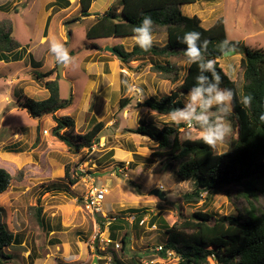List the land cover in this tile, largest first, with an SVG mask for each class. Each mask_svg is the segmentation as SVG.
I'll list each match as a JSON object with an SVG mask.
<instances>
[{
  "label": "rangeland",
  "instance_id": "obj_1",
  "mask_svg": "<svg viewBox=\"0 0 264 264\" xmlns=\"http://www.w3.org/2000/svg\"><path fill=\"white\" fill-rule=\"evenodd\" d=\"M42 1H30L23 7L24 3L16 4L17 0H0V22L11 21L14 38L26 50L28 46L29 52L42 61V66L38 64L37 67L32 62V54L19 62H12L15 55L9 56L7 63L0 61V167L7 169L13 177L9 190L0 195V208L9 229L19 233L24 242V245L5 249L12 259L0 264H181V258L174 251L161 254L159 246H164L167 240V229L199 211H209L214 218L237 215L238 208L246 206L245 202L231 201L223 192H204L197 203H186L183 197L194 191L195 182L181 181L162 170L154 156L158 143L134 132L140 125L150 122L160 127L175 126L168 120V115L161 116L143 105L151 97L146 91V83L150 85V80L158 83L163 79L152 69L138 67L139 61L126 65L106 50L107 46L131 50L134 40H87L86 33L93 20L71 22L66 26L67 33L72 32V36L67 37L70 43L67 47L70 56V52L75 53L72 58L77 70L70 71L64 65L58 67L49 51L51 43L55 40L64 44L65 22L77 17L81 8L77 0L65 19L62 20L64 14L55 13L48 43L41 45L47 23L46 19L43 27L46 10ZM108 2L95 3L94 12L104 13L110 7V4L106 5ZM118 2L113 0L111 6ZM182 12L190 17L199 16L205 28L224 19L228 41L239 42L240 48L218 61L241 89L243 50L264 51V0H198ZM165 35V30L159 29L154 41L164 45ZM173 61L182 69L181 81L173 84L176 88L183 82L188 67L182 57ZM86 62L92 68H87ZM54 68L61 76L62 99L73 98L72 105L59 111L57 116L75 118L78 134L87 133L95 124L105 125L99 143L92 149L70 153L53 135L56 123L52 115L35 120L19 106L21 95L35 100L48 96L49 92L36 80L34 73ZM124 81L131 86L139 85L148 97L137 103ZM185 94L182 93L183 102ZM122 100L127 102L122 104ZM230 120L233 133L215 150L218 154L230 150L236 135L232 116ZM182 126V141L188 140L189 136L190 140H200L197 128ZM38 127H41L39 131ZM68 167L72 176L80 177L76 185H71L65 176ZM92 186L104 187L109 192L103 204L105 214L110 216L108 220L129 218V224L117 231L116 240L108 241V224L103 220L104 216H98L86 207L85 198ZM154 189L163 191L166 199L163 201L151 195ZM260 205L264 207L263 197ZM131 209L141 211L137 214ZM125 233L129 243L123 249ZM201 264L220 263L209 257Z\"/></svg>",
  "mask_w": 264,
  "mask_h": 264
},
{
  "label": "trees",
  "instance_id": "obj_2",
  "mask_svg": "<svg viewBox=\"0 0 264 264\" xmlns=\"http://www.w3.org/2000/svg\"><path fill=\"white\" fill-rule=\"evenodd\" d=\"M197 1L119 0L118 4L110 6L88 29L86 38L98 40L133 37V29L139 25L144 15H150L154 21L153 35L158 34L159 29L165 30V45L153 44L149 51H143L137 45L132 51L125 50L123 46L114 48L121 53L122 62L150 60L153 64L152 72L172 84L182 79V69L173 60L182 57L185 61L184 50L187 46L180 42L184 34L196 31L201 33L202 40L209 42L204 52L206 59L216 61L217 71L223 77L221 87L231 88L236 94L232 115L236 135L231 141L230 150L218 154L201 140L182 141V125L159 127L150 122L140 125L134 132L158 143L154 156L162 170L174 174L181 181L195 182L194 191L183 197L186 203H197L204 192H223L231 201H244L246 206H238L237 215L218 218H214V214L209 211L196 212L190 219L177 222L167 229V240L164 246L159 247L162 248V255L169 250L174 251L181 258V264H201L207 262L209 257H214L220 264H264V207L260 205V198H264V121L260 119L264 114V51L248 48L243 50L240 62L243 70L242 86L238 89L237 82L230 79L218 61L223 57L218 51V45L221 41L228 40L224 19L220 18L210 28H205L199 16L190 17L182 12L183 6ZM93 2L94 0H80L83 17L93 15ZM79 20L80 17H75L72 22ZM230 43L235 46L234 50L239 51V42ZM21 48V43L14 38L13 23L9 20L1 21L0 59L8 61L12 55H15L13 59L22 57L18 52ZM187 67L183 82L169 95L162 98L151 96L143 105L160 115H167L173 108L183 107L182 93L190 90L199 74L196 64ZM34 75L38 82L44 84L49 97L37 101L21 95L19 106L35 120L52 115L56 123L53 135L72 154L92 149L99 143L105 126L103 123L95 124L85 134H78L75 118L57 116L59 111L69 108L73 102L72 97L62 99L60 95L61 76L57 68L47 72L37 71ZM53 76L56 77L53 79ZM248 94L254 98L251 106L240 102ZM126 102L122 100V104ZM40 128H37L38 131ZM65 176L71 185H76L80 179L79 176H72L69 167ZM12 180L8 170L0 167V195L9 190ZM41 212L42 209L38 211L39 214ZM3 215L4 211L0 208V262L12 259V256L5 253V249L17 244L19 236L9 229ZM128 224L126 218H115L109 225L111 241L116 240L117 231ZM128 243L125 233L122 238L123 249Z\"/></svg>",
  "mask_w": 264,
  "mask_h": 264
},
{
  "label": "clouds",
  "instance_id": "obj_3",
  "mask_svg": "<svg viewBox=\"0 0 264 264\" xmlns=\"http://www.w3.org/2000/svg\"><path fill=\"white\" fill-rule=\"evenodd\" d=\"M153 24L152 17L144 15L139 25L133 29L134 42L143 51H149L153 47ZM180 42L187 46L184 50L186 64L189 66L196 64L199 74L195 77V84L185 94L183 107L173 108L169 111L168 120L177 126L185 125L188 129L197 128L200 133L198 139L216 150L223 146L226 139L233 133L230 117L234 113L236 94L231 88L221 87L223 77L217 71L216 61L206 59L204 52L209 42L201 39V33L187 32L180 39ZM234 47L230 41L225 39L218 45V51L222 56H228L233 54ZM49 51L56 64L67 66L73 72L77 70L75 60L69 55V50L63 43L53 40ZM123 83L128 87V91L134 95L137 103L143 102L148 97L139 85H128V81ZM253 99V96L248 94L244 95L240 102L245 106H251ZM260 119L264 121V114L260 116ZM188 139L191 137L189 136ZM97 215L104 216L102 218L108 227L115 220L110 222L108 220L110 216L105 214L104 209L103 214Z\"/></svg>",
  "mask_w": 264,
  "mask_h": 264
},
{
  "label": "crops",
  "instance_id": "obj_4",
  "mask_svg": "<svg viewBox=\"0 0 264 264\" xmlns=\"http://www.w3.org/2000/svg\"><path fill=\"white\" fill-rule=\"evenodd\" d=\"M30 1H33V3L36 1V0H28V1H26V0H17V3L16 4H23L24 3V5H23V7H26V6H28V4L30 3ZM79 1V5H80V0H78ZM100 1L101 0H94V2H93V5L96 3V5H99V3H100ZM110 2H108L106 5L108 6L109 4H110V6H111V3H112V1L111 0H109ZM77 2V0H43L42 1V6L45 8V12H46V15H45V17L43 18L44 19V23H43V27H44V25H45V21H46V19H47V23H46V27H45V31H44V36L41 38L42 40H41V45H45V43L47 42L48 43V40H49V32H50V24H51V22H52V18L55 16V13H59V14H64L63 16H62V20L63 19H65V17H66V15H68L69 14V11L71 10V8L72 7H75V3ZM93 5H92V7H93ZM96 5L94 6V9L93 8H91V14H93L92 16H89V17H83L82 16V12L81 11H79V15H77V17H80V20L79 21H77V22H75V23H78V22H83L84 20H89V21H94L92 24H91V26L92 25H94L96 22H97V19L102 15V14H104V13H95L94 12V10H95V7H96ZM186 6H188V5H186ZM186 6H183L182 7V10H183V8H185ZM190 6V5H189ZM22 7V8H23ZM76 8H78V6H77V4H76ZM80 8H81V6H80ZM75 11H77V9L75 10ZM94 12V13H93ZM21 13V12H20ZM76 17V16H75ZM74 17V18H75ZM96 21V22H95ZM72 22V18H71V20H69V22H65V28H64V31H63V38L65 39L64 40V45L67 47H69V45H70V43H69V40H67L68 38L67 37H70V36H72V32L71 31H69V33H67V28H66V26L69 24V23H71ZM90 26V27H91ZM89 27V28H90ZM66 33H67V35H66ZM155 35H157V34H155ZM155 35H153V37L155 36ZM166 37H167V34L165 35V37H164V40L163 41H165V39H166ZM125 39L126 38H128V39H132V40H134L133 39V37H124ZM111 39V38H110ZM109 39V40H110ZM88 40V39H87ZM66 43H67V45H66ZM159 43V44H158ZM153 44H157V45H160V44H162V45H160V46H163V42H156V41H154V43ZM22 45V44H21ZM47 45V44H46ZM136 44L134 43V45L132 46V48H131V50H127V51H132L133 50V48H134V46H135ZM165 45V44H164ZM67 47V48H68ZM19 53H21L20 55L22 56V57H19V56H17V59H13V61L12 62H19V61H23V60H25L26 59V57L27 56H31V54L33 55V53L32 52H29V49H28V46H27V50H26V48L22 45V48L20 49V51H18ZM47 53V52H46ZM99 53V52H98ZM70 54H71V57L72 56H74V51H72V52H70ZM34 56V55H33ZM89 56V55H88ZM19 58V59H18ZM32 59V58H31ZM0 61L1 62H5V63H7L8 61L7 60H1L0 59ZM37 61V62H36ZM137 61H139L140 62V64L138 65V67H140L141 69H144L145 68V70H147V69H149V70H151V68H152V66H153V64H152V62L150 61V60H148V59H144V60H137ZM32 62H34L35 64H36V66L38 65V64H41V66H42V61H40V60H37V58L34 56L33 57V59H32ZM106 63V62H105ZM104 63V64H105ZM123 63H125L126 65L128 64H130V62L129 63H127V62H123ZM89 63H87L86 62V66H87V68H90L91 66H89L88 65ZM93 64V63H92ZM92 64H90V65H92ZM98 64V63H97ZM96 64V65H97ZM185 64H186V62H185ZM96 65H95V67H96ZM38 67V66H37ZM65 67V66H64ZM137 67V68H138ZM92 68V67H91ZM150 82V85L149 84H147L146 83V85H145V83H144V85L147 87V85H148V87H147V89H146V91L148 92V94L150 95V96H156V97H158V98H162V97H164V96H167V95H169L170 93H171V91L173 90V84L170 82V81H165V80H160L158 83H152V81L150 80L149 81ZM170 83H171V85H170ZM169 85V86H168ZM158 89V90H157ZM155 93V94H152V93ZM47 93H48V90H47ZM46 95H48L47 97H45L46 99L49 97V93L48 94H46ZM164 95V96H163ZM38 99L37 101H42V100H46V99ZM161 116H163V115H161ZM165 116H167V115H165ZM155 123V122H154ZM157 124V123H156ZM158 125V124H157ZM168 125V124H167ZM159 126V125H158ZM165 126V125H164ZM160 127V126H159ZM163 127V126H162ZM152 192V191H151ZM109 193V192H108ZM108 195V194H107ZM134 213H137V214H139L140 213V211L141 210H138V209H131ZM127 220L129 219V218H126ZM129 221V220H128ZM144 221H142V223H143ZM106 233L107 234H109V236H110V230H109V227H108V230L106 229ZM16 234H18L19 235V233H16ZM18 242H17V244H15V245H24L23 243V240L21 239V236L19 235L18 236Z\"/></svg>",
  "mask_w": 264,
  "mask_h": 264
},
{
  "label": "built area",
  "instance_id": "obj_5",
  "mask_svg": "<svg viewBox=\"0 0 264 264\" xmlns=\"http://www.w3.org/2000/svg\"><path fill=\"white\" fill-rule=\"evenodd\" d=\"M107 193L108 191L105 190L104 188H96L92 186L87 197L85 198V204L87 209H89L90 212L94 214H103V204ZM114 219L115 218H111V221H113ZM119 246L120 245H118V247Z\"/></svg>",
  "mask_w": 264,
  "mask_h": 264
},
{
  "label": "water",
  "instance_id": "obj_6",
  "mask_svg": "<svg viewBox=\"0 0 264 264\" xmlns=\"http://www.w3.org/2000/svg\"><path fill=\"white\" fill-rule=\"evenodd\" d=\"M106 50L109 51V52H111L112 54L116 55V56L119 57V58H121V56H122L121 53H119L118 51H116L114 47L107 46V47H106ZM235 52H236V51H234L233 54H234ZM233 54H230V55H228V56H231V55H233ZM225 57H226V56H225ZM151 195L157 196L158 198H160V199L163 200V201L166 199V194H165L163 191L159 190V189H154V190H152Z\"/></svg>",
  "mask_w": 264,
  "mask_h": 264
}]
</instances>
